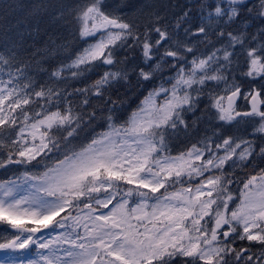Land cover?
Wrapping results in <instances>:
<instances>
[{
  "label": "snow or ice",
  "instance_id": "1",
  "mask_svg": "<svg viewBox=\"0 0 264 264\" xmlns=\"http://www.w3.org/2000/svg\"><path fill=\"white\" fill-rule=\"evenodd\" d=\"M0 264H264V0H0Z\"/></svg>",
  "mask_w": 264,
  "mask_h": 264
}]
</instances>
